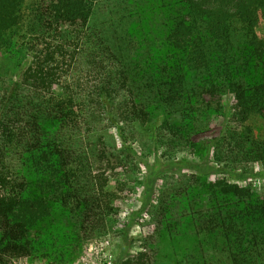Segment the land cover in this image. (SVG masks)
I'll list each match as a JSON object with an SVG mask.
<instances>
[{
    "label": "trees",
    "instance_id": "obj_1",
    "mask_svg": "<svg viewBox=\"0 0 264 264\" xmlns=\"http://www.w3.org/2000/svg\"><path fill=\"white\" fill-rule=\"evenodd\" d=\"M263 19L264 0H0V54L21 67L14 81L0 72V264L109 233L108 171L132 169L134 143L166 160L203 153L194 137L219 116L207 98L228 96L240 125L221 132L214 161L264 164L253 124L264 114ZM151 206L157 237L196 239L199 254L178 264H208L205 238H221L226 264H264V194L172 176ZM58 218L73 232L60 234ZM137 255L155 264L160 250Z\"/></svg>",
    "mask_w": 264,
    "mask_h": 264
},
{
    "label": "rangeland",
    "instance_id": "obj_2",
    "mask_svg": "<svg viewBox=\"0 0 264 264\" xmlns=\"http://www.w3.org/2000/svg\"><path fill=\"white\" fill-rule=\"evenodd\" d=\"M258 34L264 38V19L260 23ZM17 64L0 54V72L5 80H16L21 70ZM206 100L214 106L215 111L218 110L219 116L209 115L204 119L199 133L194 137L199 145L205 147L203 153L192 155L182 152L174 159L166 160L161 155L162 152L156 154L153 146L145 148L139 143H134L132 149L135 155H132L133 158L129 157L132 169L126 167L122 172L108 171L116 195L114 205L118 212L116 222L109 233L90 242H80L75 247L67 243H56L53 249H47V253L39 252L31 258L11 259L7 264H149L147 255L140 259L137 254H147L152 247L160 250L155 264H178L185 260L187 254L198 255L199 252L192 248L196 239L189 230L185 237H175L167 231L163 236L157 237L155 234V223L150 216L151 205L157 197L164 177L194 175L208 182L224 179L250 188L255 193L264 194V164L256 163L245 168L239 166L225 171L214 161L212 147L221 132L225 128H240V125L230 115L233 102L228 96ZM253 124L264 133V114ZM105 135L108 142L113 141V144L119 147V139L114 129L106 131ZM242 174L243 177L240 178ZM58 221L61 225L60 234L68 235L73 232L74 228L60 218ZM146 242L152 244L148 246ZM216 242L218 243L214 246ZM220 242L221 238L213 241L205 238V251L201 252V255L208 260V264H226L225 253L220 250L224 248ZM198 261L197 257L196 261L191 260L188 264H198Z\"/></svg>",
    "mask_w": 264,
    "mask_h": 264
}]
</instances>
